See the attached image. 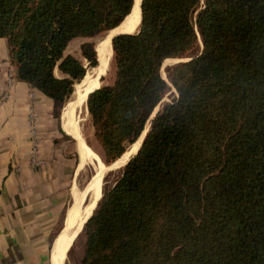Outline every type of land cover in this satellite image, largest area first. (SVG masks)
<instances>
[{
	"label": "trees",
	"instance_id": "16d2710c",
	"mask_svg": "<svg viewBox=\"0 0 264 264\" xmlns=\"http://www.w3.org/2000/svg\"><path fill=\"white\" fill-rule=\"evenodd\" d=\"M133 3L0 0L16 78L59 122L98 59L85 43V66L68 44L116 29ZM140 12L137 32L112 39L115 79L86 112L106 165L149 127L83 226L81 264H264V0H142ZM199 38L164 80L162 64Z\"/></svg>",
	"mask_w": 264,
	"mask_h": 264
},
{
	"label": "crops",
	"instance_id": "0c3cea01",
	"mask_svg": "<svg viewBox=\"0 0 264 264\" xmlns=\"http://www.w3.org/2000/svg\"><path fill=\"white\" fill-rule=\"evenodd\" d=\"M53 112L51 99L16 78L0 38V264H51L81 171Z\"/></svg>",
	"mask_w": 264,
	"mask_h": 264
},
{
	"label": "bare ground",
	"instance_id": "6f19581e",
	"mask_svg": "<svg viewBox=\"0 0 264 264\" xmlns=\"http://www.w3.org/2000/svg\"><path fill=\"white\" fill-rule=\"evenodd\" d=\"M134 3L135 5L132 13L122 22V24L116 29L107 32L106 35H104V37L97 43L95 47L98 58V64L96 66L97 74L92 80L88 79L86 81V79H83L80 83L81 85L76 86L75 100L71 103H68L62 112V129L76 142L79 157V171L82 170L87 163H92L95 166L96 172L88 180L86 189V186L84 187L83 191L77 189V187L73 188L72 201L66 212L63 229L55 240L51 251V264L65 263L67 254L71 248V245L73 244L72 242L78 227L82 221L85 220V216L92 210L94 206H96L97 202L102 196L101 184L104 173L122 167L128 161V159L137 152L140 142L144 136L143 133L137 141L138 143L133 148L128 149L125 154L113 165L109 167H103L100 161L94 156V154L85 144L79 128V122L82 121V117H88L86 108L84 106L85 99L91 91L99 87V79L104 75L103 68L110 58L111 38L119 33L132 34L137 30L141 18L139 10L140 0H134ZM173 61L174 60H168L163 64V66L166 65V63ZM94 209L95 208H93V210ZM85 222L80 227L81 230L79 229V233L76 234V238H78L80 235Z\"/></svg>",
	"mask_w": 264,
	"mask_h": 264
},
{
	"label": "rangeland",
	"instance_id": "374dc122",
	"mask_svg": "<svg viewBox=\"0 0 264 264\" xmlns=\"http://www.w3.org/2000/svg\"><path fill=\"white\" fill-rule=\"evenodd\" d=\"M104 35H106V33L100 34L99 36H96V37L90 38V39H85V38L74 39L68 44V46L64 52V55H70L86 66L87 63L85 62V60L82 57L81 46L84 45L85 43H91L96 47L97 43L104 37ZM200 50H201V47H200V43L198 41L196 47L190 53H188L184 59L196 56ZM175 63H176L175 61L166 63V65H164L162 67L161 75L163 73V77H164L165 76L164 73H166V70L170 67L175 66L176 65ZM87 71H88V74L84 78V79H86V81L88 79L92 80L95 77V75L97 74V68L94 70L88 68ZM103 74H102L103 76L101 77L100 83L98 82L99 87L111 85L115 79V65H114L113 58L111 59V52H110V58H109L108 62L106 63L105 67L103 68ZM55 75L57 77H59V73L57 71H55ZM80 83L78 85H81ZM174 97H175L174 90H172V89L169 90L166 93V95L164 96V98L162 99V101L158 107H160L164 103L170 102ZM74 100H75V93H74V96L72 97L71 102H73ZM85 121H86V123H85ZM79 128H80V131L82 133V138H83L85 144L87 145L89 150L94 154V156L100 161L102 166L103 167H109V166L113 165L114 162L109 164V165H106L104 163L102 153L93 140V130H92V127H91V124H90L88 117L87 118L82 117V121L79 122ZM70 143L73 146V153L75 155V159H77L76 147H75L76 142H75V140L71 139ZM137 143L138 142L136 141L133 145L128 146L126 151L130 148H133ZM122 168H123V166L120 168L110 170V171L104 173V176L102 178V184H101L102 185L101 186L102 187L101 188L102 194L105 190L110 189L114 185V183L118 180V178L120 177ZM95 172H96L95 166L92 163H87L86 166H84L83 170H81L79 172L77 186H75V187H77V189L83 191L88 180L91 178V176ZM86 188H87V186L85 187V189ZM71 201H72V196H71ZM93 208H92V210H93ZM91 211L85 216V218H84L85 220H83L82 223L80 224V226L78 227L76 234L79 233V231L81 230L80 227L88 219V217L91 215ZM76 234L74 236V240L72 242L73 244L71 245V248L67 254V259H66L64 264H81V262H82L84 250H85L84 232H83L82 236L81 237L79 236L78 238H76L77 237Z\"/></svg>",
	"mask_w": 264,
	"mask_h": 264
},
{
	"label": "water",
	"instance_id": "95a60500",
	"mask_svg": "<svg viewBox=\"0 0 264 264\" xmlns=\"http://www.w3.org/2000/svg\"><path fill=\"white\" fill-rule=\"evenodd\" d=\"M141 1H142V0H140L139 10H140ZM134 5H135V3H133V7H132V9H131L130 14H131L132 11H133ZM130 14H129V15H130ZM129 15H128V16H129ZM140 15H141V12H140ZM140 17H141V16H140ZM126 18H127V17H126ZM126 18H125V19H126ZM125 19H124V20H125ZM140 19H141V18H140ZM124 20H123V21H124ZM139 26H140V22H139V24H138V27H137L136 32L138 31ZM122 34H125V33H119V34L114 35V36L111 38V42H112V39H113L114 37H116V36H118V35H122ZM199 43H200V47H201V49H202V43H201V41H200V38H199ZM111 50H112V43H111ZM95 51H96V50H95ZM96 55H97V54H96ZM192 58H193V57H191V58H186V59H171V60H174V61L176 62L175 64L178 65V64L186 63V62L190 61ZM97 64H98V59H97ZM162 67H163V64H162V66H161V71H162ZM164 74H165V77H164L163 79L166 80V73H164ZM100 80H101V78L99 79V82H100ZM98 88H99V87H98ZM98 88H96L95 90H97ZM173 90H174V89H173ZM93 91H94V90H93ZM93 91H91L90 93H92ZM174 92H175V91H174ZM90 93H89V94H90ZM89 94H88V95H89ZM88 95H87V97H86V99H85V102H84V106H85V108H86V111H87L86 102H87ZM159 105H160V104H159ZM159 105H158V106H159ZM158 106L155 108L153 114L151 115V119L154 117V115H155L156 112L158 111V109H159ZM148 127H149V126H147L146 129L143 131L144 136H143V138H142V140H141V142H140V145H139V147H138V149H137V152H138V150H139V148H140V146H141V144H142V142H143V140H144V138H145V136H146V133H147V131H148ZM143 133H142V134H143ZM142 134H141V135H142ZM140 137H141V136H140ZM140 137H139V138H140ZM139 138H138V139H139ZM137 141H138V140H137ZM137 152H136V153H137ZM136 153H135L134 155H136ZM134 155H133V156H134ZM133 156H132V157H133ZM130 159H131V157L128 159V161H129ZM128 161H127V162H128ZM127 162L123 165V167L127 164ZM87 220H88V219H87ZM87 220H86V221H87ZM85 223H86V222H85Z\"/></svg>",
	"mask_w": 264,
	"mask_h": 264
}]
</instances>
